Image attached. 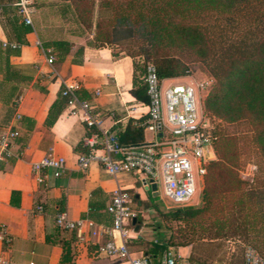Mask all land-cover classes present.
<instances>
[{
    "label": "crops",
    "instance_id": "0c3cea01",
    "mask_svg": "<svg viewBox=\"0 0 264 264\" xmlns=\"http://www.w3.org/2000/svg\"><path fill=\"white\" fill-rule=\"evenodd\" d=\"M7 5V10L13 13V7ZM7 15L0 11V41H16ZM14 15L21 23L19 16ZM34 29L35 34L29 31L24 35V43L19 49L0 46V129L8 124L14 113L13 101L21 97L16 109L20 114V120L15 123L18 135L10 148L13 156L0 159V257L8 258L13 264L29 261L57 264L61 255L59 242H64L74 264H123L99 253L97 245L108 238L105 231L111 225V218L105 207L116 186L130 194V207L134 202L143 201V197L134 191L138 177L132 172L111 177L97 162L78 169L75 158L84 148L83 139L94 132L99 133V128L117 135L128 124L138 126L136 123L145 118L146 103L136 101L129 92L132 59L121 52L112 56L109 47L88 45L72 36L46 39L36 32L35 26ZM35 38L41 43L60 39L71 43L64 55L47 46L55 56L52 68L59 79L79 81L77 96L88 101L91 112L99 120V128H86L77 118L66 114L65 106L50 125L46 124L48 111L54 113L61 106V84L42 62L41 50L34 45ZM78 47H81V54L75 53ZM28 76L30 79L25 80ZM142 133L144 140L143 129ZM48 152L62 156L65 169L57 177L47 170L44 181L38 183L30 165ZM135 212L138 220L126 244L131 254L139 257L152 250L147 241L155 233L162 235L163 232L160 225L154 226V223L158 224L154 214L148 221L143 220L145 214ZM58 213H63L69 220L89 219L93 225L82 227L79 233L75 229L58 228L54 222ZM135 225H138L137 231H134ZM190 251L191 245L178 246L177 263L199 264L189 260Z\"/></svg>",
    "mask_w": 264,
    "mask_h": 264
},
{
    "label": "trees",
    "instance_id": "16d2710c",
    "mask_svg": "<svg viewBox=\"0 0 264 264\" xmlns=\"http://www.w3.org/2000/svg\"><path fill=\"white\" fill-rule=\"evenodd\" d=\"M97 2L99 8L109 12L108 17L94 18L95 0H62L60 10L69 14L77 27L76 35L93 28L88 45L95 47L111 43L115 27L131 30L133 40L139 42L138 47L122 52L132 59L129 92L136 101L147 102L143 82L147 62L155 66L159 79L178 77L188 71L177 50H188L211 79L201 102L216 136L214 158L206 164L196 205L156 212L168 234L160 235L145 256L157 264L167 247L191 245L202 239H236L243 247L252 246L264 259V35L253 39L243 51L216 53L203 21L214 14L232 17L239 11L245 13L247 22L263 25L264 0ZM7 4L8 0H0V11L5 15L10 13L7 21L12 37L24 43V35L30 27L17 22L14 8L13 13L9 12ZM42 46H51L64 55L71 43L60 39L42 42ZM75 53L81 54V47ZM117 53L112 51V56ZM136 57L140 60H135ZM29 79L30 76L25 78ZM60 103L56 112L48 111L46 124L50 125L64 106L63 98ZM117 138L122 144L140 143L142 129L128 124ZM84 152L86 148L82 147L80 153ZM247 164L255 168L250 176L244 177L240 172ZM46 241L50 240L46 237ZM59 243L61 255L57 264H74L68 247L64 242Z\"/></svg>",
    "mask_w": 264,
    "mask_h": 264
},
{
    "label": "built area",
    "instance_id": "2783aa9c",
    "mask_svg": "<svg viewBox=\"0 0 264 264\" xmlns=\"http://www.w3.org/2000/svg\"><path fill=\"white\" fill-rule=\"evenodd\" d=\"M8 4L14 8L21 23L29 26L30 31L35 34L32 23L34 1L8 0ZM34 45L41 50L42 62L55 74L52 68L55 59L52 49L43 47L37 38ZM0 46L16 50L21 47V43L1 40ZM58 80L61 84L59 95L64 100L66 114L77 118L86 128L98 127L99 120L91 112L88 101L77 96L79 81ZM143 82L147 97L146 116L136 124L149 133L150 137L137 144H122L115 133L98 127L99 133L94 132L83 139L86 152L76 155V167L85 169L91 162H97L111 177L132 172L137 175L141 187L148 188L154 184L152 192L156 193L159 181L162 195L174 206L189 205L202 188L206 164L214 158L213 142L216 136L210 118L201 109V101L204 92L211 85V79L163 86L162 79L157 77L155 66L147 62L144 65ZM20 101V96L15 98L14 113L8 124L0 129V159L13 156L10 148L12 140L18 135L15 123L20 120V114L16 111ZM64 169L65 159L52 152L30 165V171L38 183L44 181L47 170L57 177ZM130 203L127 190L119 186L112 190L105 207L111 218V225L105 231L108 238L97 245V250L123 264H154L145 255L134 257L127 247L126 240L132 231L130 226L133 225L131 219L137 217ZM36 208L40 209V206ZM54 222L58 228L75 229L78 233L82 227L93 225L89 219L69 220L63 213L56 214ZM176 248H165L157 264H178L179 254ZM0 264L13 263L6 257H0ZM27 264L34 263L29 261ZM239 264H264V259L252 246L245 245Z\"/></svg>",
    "mask_w": 264,
    "mask_h": 264
},
{
    "label": "rangeland",
    "instance_id": "374dc122",
    "mask_svg": "<svg viewBox=\"0 0 264 264\" xmlns=\"http://www.w3.org/2000/svg\"><path fill=\"white\" fill-rule=\"evenodd\" d=\"M97 1L98 0H95L94 4V18L96 16L104 18L108 17L109 12L105 9L99 8L97 6ZM61 2L62 0L34 1L35 12L32 15V18L36 32H40L41 36L46 39L72 36L73 38H76L75 40H81L80 42L88 44L93 35V28H90V30L84 29L80 36L76 35L75 32H77V27L69 18V14L67 15V13L63 14L61 12ZM244 15L245 13L242 14L238 11L232 17H224L222 15L214 14L203 19L214 52L224 53L243 51L245 48H248L253 39L264 35V24L257 25L249 23ZM138 44L139 42L133 40L129 28L115 27L112 30V42L106 43L104 46L109 47L114 52H121V54H124L123 52H126V50H136ZM177 51L176 54L186 62L188 71L178 77L165 78L162 81L163 86L170 83L197 81L209 78L201 63L193 59L194 57L188 50L181 49ZM135 60H140V57H136ZM206 91L204 92V95ZM215 123H218V121L215 120ZM145 135L146 139L149 138V133L145 132ZM252 166L253 169L251 168ZM254 168L255 166L253 164H247L240 173L242 176L248 177ZM134 186V191H137L140 197H143V201L134 202L131 209L145 214L143 220L151 221L152 214H154L158 219V224L154 223V226L157 227L160 225L163 232L165 229L163 228V224L156 212L162 210L165 211L167 209L169 210L176 206L162 195V187L159 181H157L156 194L151 193L150 187H141L139 183L134 184ZM196 203L197 198H194L190 201L189 205H196ZM172 228L174 230L175 225H173ZM167 234L168 232L166 231L162 233L164 236ZM159 235L160 234L155 233L147 241V244L154 245L153 240L157 239ZM242 247V242L236 239H202L194 241L191 244L189 260H194L199 264H237L241 262Z\"/></svg>",
    "mask_w": 264,
    "mask_h": 264
},
{
    "label": "water",
    "instance_id": "95a60500",
    "mask_svg": "<svg viewBox=\"0 0 264 264\" xmlns=\"http://www.w3.org/2000/svg\"><path fill=\"white\" fill-rule=\"evenodd\" d=\"M154 188H155L154 184H151L150 189H151V190H154ZM152 193H153V194H156L155 191H153ZM131 224H133V225L135 224V218H132V219H131ZM137 229H138V225H135V226H134V231H137Z\"/></svg>",
    "mask_w": 264,
    "mask_h": 264
}]
</instances>
